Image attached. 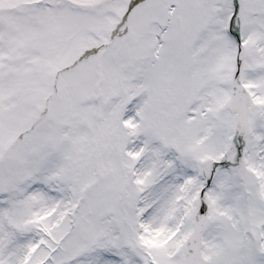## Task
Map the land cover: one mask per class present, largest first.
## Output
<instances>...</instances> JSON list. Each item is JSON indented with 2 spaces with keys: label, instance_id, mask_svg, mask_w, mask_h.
<instances>
[{
  "label": "snow or ice",
  "instance_id": "snow-or-ice-1",
  "mask_svg": "<svg viewBox=\"0 0 264 264\" xmlns=\"http://www.w3.org/2000/svg\"><path fill=\"white\" fill-rule=\"evenodd\" d=\"M0 264H264V0H0Z\"/></svg>",
  "mask_w": 264,
  "mask_h": 264
}]
</instances>
